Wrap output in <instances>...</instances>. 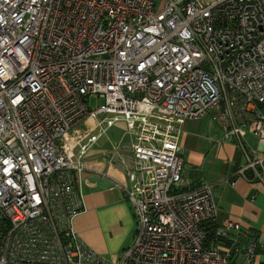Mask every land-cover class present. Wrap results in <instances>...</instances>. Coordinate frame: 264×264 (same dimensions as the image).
<instances>
[{
  "label": "built area",
  "instance_id": "built-area-1",
  "mask_svg": "<svg viewBox=\"0 0 264 264\" xmlns=\"http://www.w3.org/2000/svg\"><path fill=\"white\" fill-rule=\"evenodd\" d=\"M263 104L264 0H0V264H264L238 222L208 239L213 186L184 190L180 155V124L213 108L264 186ZM120 121L130 157L106 159L135 227L111 261L73 223L84 158Z\"/></svg>",
  "mask_w": 264,
  "mask_h": 264
},
{
  "label": "crops",
  "instance_id": "crops-1",
  "mask_svg": "<svg viewBox=\"0 0 264 264\" xmlns=\"http://www.w3.org/2000/svg\"><path fill=\"white\" fill-rule=\"evenodd\" d=\"M214 112L209 109L200 119H185L180 124L182 188H195L202 182L212 184L217 207L215 228L224 219L238 222L240 231L232 233L239 234L240 246L254 236L260 250L258 260L264 263V186L245 180L237 171L245 159L235 141L223 137L220 123L212 119ZM117 123L122 134L115 144L124 147L130 157L131 137L123 122ZM103 135L84 158L79 187L85 209L75 217L73 225L87 246L114 261L132 241L135 216L119 185L126 182L122 168L109 165L106 159L114 144H99ZM244 174L250 176V170L245 169ZM92 175L102 176L112 186H96L89 180Z\"/></svg>",
  "mask_w": 264,
  "mask_h": 264
},
{
  "label": "rangeland",
  "instance_id": "rangeland-1",
  "mask_svg": "<svg viewBox=\"0 0 264 264\" xmlns=\"http://www.w3.org/2000/svg\"><path fill=\"white\" fill-rule=\"evenodd\" d=\"M104 103V99L103 98H92L90 99V106L94 107L95 105H100ZM261 112L264 115V104L261 106ZM118 123H115L112 128H107L106 129V133L101 137L99 144H115L117 143V140L120 138L121 134H122V130H120V128L117 127ZM251 144H253V146H256V142L253 139V137H251ZM237 263V262H236Z\"/></svg>",
  "mask_w": 264,
  "mask_h": 264
},
{
  "label": "water",
  "instance_id": "water-1",
  "mask_svg": "<svg viewBox=\"0 0 264 264\" xmlns=\"http://www.w3.org/2000/svg\"><path fill=\"white\" fill-rule=\"evenodd\" d=\"M89 180L94 181L98 187L108 188L112 186V183L104 179L102 176L92 175L89 177Z\"/></svg>",
  "mask_w": 264,
  "mask_h": 264
},
{
  "label": "trees",
  "instance_id": "trees-1",
  "mask_svg": "<svg viewBox=\"0 0 264 264\" xmlns=\"http://www.w3.org/2000/svg\"><path fill=\"white\" fill-rule=\"evenodd\" d=\"M206 230H207L208 239L209 240L215 239V236H214L215 225L213 222L206 224Z\"/></svg>",
  "mask_w": 264,
  "mask_h": 264
}]
</instances>
